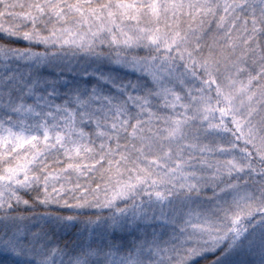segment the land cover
Here are the masks:
<instances>
[{"label": "snow or ice", "instance_id": "snow-or-ice-1", "mask_svg": "<svg viewBox=\"0 0 264 264\" xmlns=\"http://www.w3.org/2000/svg\"><path fill=\"white\" fill-rule=\"evenodd\" d=\"M0 264H264V0H0Z\"/></svg>", "mask_w": 264, "mask_h": 264}]
</instances>
